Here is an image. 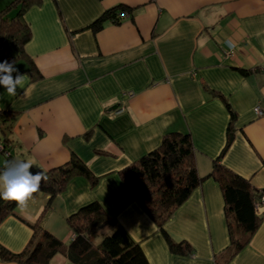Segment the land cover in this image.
Returning a JSON list of instances; mask_svg holds the SVG:
<instances>
[{"label":"crops","instance_id":"1","mask_svg":"<svg viewBox=\"0 0 264 264\" xmlns=\"http://www.w3.org/2000/svg\"><path fill=\"white\" fill-rule=\"evenodd\" d=\"M10 1L0 0V9ZM119 4L127 13L119 22L107 20L96 32L88 27ZM22 13L30 28L23 48L34 65L14 61L25 76L17 95L0 85V109L14 112L0 129V152L30 162L33 173L76 155L95 184L74 175L46 210L48 196L38 190L17 214L39 220L67 247L66 217L95 200L139 243L149 264H264V205L249 241L223 263L230 245L224 200L207 176L226 142L227 102L235 113L233 138L219 163L264 189V0H38ZM241 68L252 71L243 75ZM116 106L124 111L114 114ZM168 132L190 134L202 177L164 224L174 241L190 245L188 254L170 252L119 174ZM20 217L0 222V245L12 252L32 235ZM49 264L74 263L58 252Z\"/></svg>","mask_w":264,"mask_h":264},{"label":"trees","instance_id":"2","mask_svg":"<svg viewBox=\"0 0 264 264\" xmlns=\"http://www.w3.org/2000/svg\"><path fill=\"white\" fill-rule=\"evenodd\" d=\"M37 1L11 0L0 9V62L26 59L30 61V67L34 65L32 60H28L30 58L23 48L29 40L30 28L22 18V12ZM125 9L126 7L120 4L112 6L88 24V27L96 32L107 20L117 23L123 17L122 14H127ZM29 70L31 69L28 67L26 71ZM250 70L239 69L243 75L250 73L252 71ZM32 75L34 78L38 77ZM225 104L230 113V127L235 119V113L227 102ZM13 117V111L0 109L2 132H4L2 126L11 122ZM229 127L225 145L207 175L220 185L224 200L230 245L224 254L223 263L249 241L258 227L261 216L257 202L264 196V189L253 188L248 180L219 163V157L232 142L233 136ZM0 151H4L3 146ZM9 156L5 155V164L11 161ZM5 164H0V171ZM44 173L48 179L42 180L39 188V191L48 196L44 210L50 207L55 196L64 190L74 175L86 176L92 185L95 184V180H91L88 167L76 155H71L66 163ZM119 174L128 195L138 202L155 222L170 252L188 254L190 245L184 240L174 241L164 228V224L202 180L196 168L190 134L180 132L164 134L156 148L132 161L121 169ZM18 205L16 201L0 198V222L9 214L20 217L15 211ZM20 218L32 228L31 238L20 252H12L0 245V259L3 261H15L18 264H49L53 255L60 252L74 264H149L139 243L114 217L103 210L98 201H90L66 217L72 232L67 247L60 238L44 228L39 220L29 223ZM107 226L111 229L103 231ZM99 234L101 238L95 242Z\"/></svg>","mask_w":264,"mask_h":264},{"label":"clouds","instance_id":"3","mask_svg":"<svg viewBox=\"0 0 264 264\" xmlns=\"http://www.w3.org/2000/svg\"><path fill=\"white\" fill-rule=\"evenodd\" d=\"M14 72L15 77H13ZM24 80L25 76L15 67L14 61L0 62V85L4 86L9 95H17V88L23 87ZM32 167L30 162L8 161L0 171V198L16 201L19 206L26 207L28 200L38 192L41 181L48 179L44 172L30 171Z\"/></svg>","mask_w":264,"mask_h":264},{"label":"built area","instance_id":"4","mask_svg":"<svg viewBox=\"0 0 264 264\" xmlns=\"http://www.w3.org/2000/svg\"><path fill=\"white\" fill-rule=\"evenodd\" d=\"M126 14H122V16H125ZM124 111V107L123 106H117L113 112L114 114H120ZM254 111L257 113V114H261L262 111L260 109L259 106H255L254 107ZM2 149V146L0 145V150ZM261 205H264V196H261L260 200L257 202V206H258V210L260 208Z\"/></svg>","mask_w":264,"mask_h":264},{"label":"rangeland","instance_id":"5","mask_svg":"<svg viewBox=\"0 0 264 264\" xmlns=\"http://www.w3.org/2000/svg\"><path fill=\"white\" fill-rule=\"evenodd\" d=\"M2 135L3 134L0 132V138L3 137ZM5 162H6V157L3 155L2 152H0V164H5ZM34 173H35V171H34ZM100 238H101V235L99 234V236L96 237L95 242L98 241Z\"/></svg>","mask_w":264,"mask_h":264}]
</instances>
